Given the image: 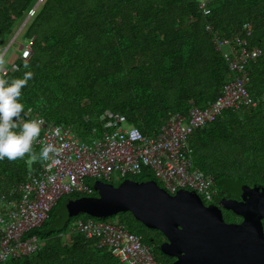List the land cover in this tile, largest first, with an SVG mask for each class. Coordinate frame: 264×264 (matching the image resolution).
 <instances>
[{
    "label": "trees",
    "instance_id": "16d2710c",
    "mask_svg": "<svg viewBox=\"0 0 264 264\" xmlns=\"http://www.w3.org/2000/svg\"><path fill=\"white\" fill-rule=\"evenodd\" d=\"M200 1L0 0V49L27 19L20 33L23 47L32 49L31 58L17 59L7 78L32 71L21 98L25 110L31 108L30 117L65 125L81 138L100 137L106 112L154 137L170 116H186L194 107L214 103L234 79L213 33L223 39L246 38L263 51L249 66L248 90L258 105L225 111L190 139L194 166L213 177L217 201L238 199L245 187L264 185V0H213L210 16L203 15ZM34 153L38 156L40 149ZM41 163L29 155L0 160V204L12 201V191L30 174L37 175ZM126 180L156 181L149 169ZM96 196L62 197L48 220L29 233L37 237L39 249L0 264H121L108 249L99 248L97 239L82 233L59 237L69 234L71 222L78 219L69 218L68 200ZM225 213L227 223L237 224V216ZM117 216V224L141 236L158 264H173L175 259L160 251L165 241L160 232L131 213Z\"/></svg>",
    "mask_w": 264,
    "mask_h": 264
},
{
    "label": "built area",
    "instance_id": "2783aa9c",
    "mask_svg": "<svg viewBox=\"0 0 264 264\" xmlns=\"http://www.w3.org/2000/svg\"><path fill=\"white\" fill-rule=\"evenodd\" d=\"M212 1H200L204 16L211 15ZM248 27L244 28L248 30ZM207 30L213 32L211 26ZM213 41L234 79L224 86L214 103L205 109L194 107L186 116H170L154 137L145 136L132 126L125 128V119L111 112L101 118L103 132L100 137L90 140L79 137L65 125L30 117L45 122L33 149L41 150L42 146L53 144L60 154H50L51 159L42 161L37 175L30 174L26 182L12 191L14 199L0 204V263L34 254L39 242L29 233L48 220L62 197L74 193L91 196L97 181L114 185L115 179L125 180L149 169L159 186L170 195L189 191L196 193L206 206L219 204L213 177L194 166L190 139L195 131L215 122L225 111L258 105L259 101L254 100L248 90L249 66L263 56V51L252 47L243 37L223 39L213 33ZM31 56V46H24L20 58L29 60ZM14 70L15 65L6 69L7 76ZM76 233H82L87 239H97L99 248L108 249L121 264H158L151 249L142 243L141 236L117 223L79 218L73 222L69 234L59 237L67 239Z\"/></svg>",
    "mask_w": 264,
    "mask_h": 264
},
{
    "label": "water",
    "instance_id": "95a60500",
    "mask_svg": "<svg viewBox=\"0 0 264 264\" xmlns=\"http://www.w3.org/2000/svg\"><path fill=\"white\" fill-rule=\"evenodd\" d=\"M93 187L96 197L68 200L69 218L105 221L131 213L164 236L159 248L175 259L173 264H264V185L245 187L242 202L224 198L210 207L194 192L173 196L154 180H126L118 186L97 181ZM224 211L243 222L227 223Z\"/></svg>",
    "mask_w": 264,
    "mask_h": 264
},
{
    "label": "clouds",
    "instance_id": "9594fccd",
    "mask_svg": "<svg viewBox=\"0 0 264 264\" xmlns=\"http://www.w3.org/2000/svg\"><path fill=\"white\" fill-rule=\"evenodd\" d=\"M6 49H0V160L23 159L29 155L32 161H47L50 154L59 155L60 150L53 144L42 146L39 155L33 146L38 142L44 120L30 118L31 108L25 110L21 102L22 90L34 76L32 71L24 72L22 77L7 78L5 65ZM29 65L25 63V68ZM57 161H54V163Z\"/></svg>",
    "mask_w": 264,
    "mask_h": 264
},
{
    "label": "rangeland",
    "instance_id": "374dc122",
    "mask_svg": "<svg viewBox=\"0 0 264 264\" xmlns=\"http://www.w3.org/2000/svg\"><path fill=\"white\" fill-rule=\"evenodd\" d=\"M23 22H19L18 25L16 26V28L14 29V31L12 32V34L10 35V37L7 39V42L3 45V47L1 49H6L7 55H6V60L7 63L5 65V69H12V67L15 65L17 59L20 58L21 55V49L23 48V45H25V42L23 40V31L20 33L21 31V26H22ZM125 128H130L131 126H129L128 124L124 125ZM90 140V139H89ZM125 180H121L119 179H115L114 181V185L118 186L120 184H122ZM66 198H64L60 204H59V210H58V215H61L62 210L61 208H63L64 202ZM65 200V201H64ZM67 211V210H66ZM229 213V212H228ZM227 211L225 213V215L228 214ZM80 217H83L82 215L77 217L78 219ZM86 218L83 217L82 219ZM109 219V220H108ZM106 219L109 223H118L119 222V217H112V218H108ZM75 221V219H74ZM73 221V222H74ZM73 222H71L69 228H71V226L73 225Z\"/></svg>",
    "mask_w": 264,
    "mask_h": 264
},
{
    "label": "flooded vegetation",
    "instance_id": "af4514ba",
    "mask_svg": "<svg viewBox=\"0 0 264 264\" xmlns=\"http://www.w3.org/2000/svg\"><path fill=\"white\" fill-rule=\"evenodd\" d=\"M250 187H253V186H250ZM235 200L240 201V202L243 201V191H242L240 197L238 199H235ZM224 212H226V211H224ZM224 212H223V214H224ZM238 218H239V220H238L237 224L242 223L243 222V218H241V217H238ZM263 226H264V222H263Z\"/></svg>",
    "mask_w": 264,
    "mask_h": 264
}]
</instances>
